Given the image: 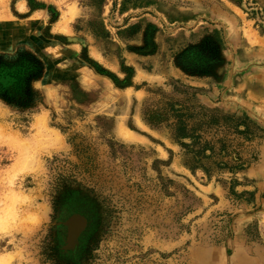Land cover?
<instances>
[{
  "label": "rangeland",
  "instance_id": "obj_1",
  "mask_svg": "<svg viewBox=\"0 0 264 264\" xmlns=\"http://www.w3.org/2000/svg\"><path fill=\"white\" fill-rule=\"evenodd\" d=\"M19 52L0 264H264V0H0Z\"/></svg>",
  "mask_w": 264,
  "mask_h": 264
},
{
  "label": "trees",
  "instance_id": "obj_2",
  "mask_svg": "<svg viewBox=\"0 0 264 264\" xmlns=\"http://www.w3.org/2000/svg\"><path fill=\"white\" fill-rule=\"evenodd\" d=\"M38 62L25 52L15 55H0V96L7 102L29 106L34 103L29 84L37 77ZM186 127L176 128L178 135H184Z\"/></svg>",
  "mask_w": 264,
  "mask_h": 264
},
{
  "label": "bare ground",
  "instance_id": "obj_3",
  "mask_svg": "<svg viewBox=\"0 0 264 264\" xmlns=\"http://www.w3.org/2000/svg\"><path fill=\"white\" fill-rule=\"evenodd\" d=\"M73 217H75V216H73ZM71 218H72V217H71ZM68 220H69V219H68ZM77 220H78V218H77ZM65 222H66V221H65ZM76 222H77V223H76ZM76 222H75V220H74V224L76 223V224H75L76 227L74 228V230H72V231L69 232V234H68V237H69V238H70V237H71V238H75L76 236L74 237V235H76V233L78 232V230H79V228H80V226H81V222H80V221H76ZM68 224H69V223H68ZM64 225H66V224H64ZM83 225H84V222H83ZM68 226H69V225H68ZM81 227H82V226H81ZM66 237H67V236H66ZM68 242H69V241H68ZM66 245H67V244H66ZM69 245H70V244H69ZM64 248H66V247H64ZM68 248H69V246H68Z\"/></svg>",
  "mask_w": 264,
  "mask_h": 264
}]
</instances>
